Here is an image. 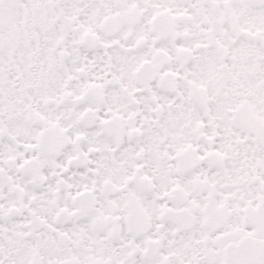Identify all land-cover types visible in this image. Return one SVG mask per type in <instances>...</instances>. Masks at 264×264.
Masks as SVG:
<instances>
[{
  "label": "snow or ice",
  "instance_id": "obj_1",
  "mask_svg": "<svg viewBox=\"0 0 264 264\" xmlns=\"http://www.w3.org/2000/svg\"><path fill=\"white\" fill-rule=\"evenodd\" d=\"M0 264H264V0H0Z\"/></svg>",
  "mask_w": 264,
  "mask_h": 264
}]
</instances>
